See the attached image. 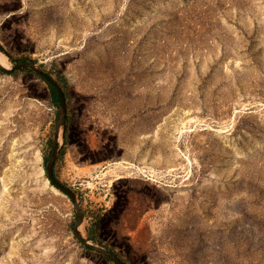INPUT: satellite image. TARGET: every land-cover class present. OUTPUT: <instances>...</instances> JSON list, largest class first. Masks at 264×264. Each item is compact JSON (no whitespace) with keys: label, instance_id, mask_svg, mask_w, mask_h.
Masks as SVG:
<instances>
[{"label":"rangeland","instance_id":"obj_1","mask_svg":"<svg viewBox=\"0 0 264 264\" xmlns=\"http://www.w3.org/2000/svg\"><path fill=\"white\" fill-rule=\"evenodd\" d=\"M0 52L62 86L83 238L125 264H264V0H0ZM10 68L0 264H117L48 180L60 106Z\"/></svg>","mask_w":264,"mask_h":264},{"label":"water","instance_id":"obj_2","mask_svg":"<svg viewBox=\"0 0 264 264\" xmlns=\"http://www.w3.org/2000/svg\"><path fill=\"white\" fill-rule=\"evenodd\" d=\"M24 67L31 69L34 73H36L37 75L44 78L49 84H51L57 90L59 97H60L59 119L57 122V127L55 129V134H54V138H53V148H52L51 156H50L48 163H47V166H46V172H47L48 180L52 183V185H54L60 192L65 194L73 203V206H74L76 214H77V220L75 222L74 229H73L74 235L84 245L88 246L89 248H91V249H93V250H95V251H97L103 255H106V256L112 258L117 264H125L120 258H118L111 251L106 250V249H104L98 245L93 244L92 242L86 240L85 238H83L80 235L78 228L82 222L83 213H82V210H81V208L78 204V201L76 199V195L68 187H66L64 184L60 183L55 178L54 173H53V166H54V163L56 161V158H57V155L59 152V141L63 135V128L66 127V115H65L66 105H65L64 94H63L60 86L55 81V79L52 78L51 76L47 75L42 70L38 69L35 66V63L33 61L23 59V61L20 64H16V65L12 66V68H10V70H13L16 68H24ZM0 68L2 70L9 71L7 68L3 67L1 64H0ZM59 129H61V137L60 138H59Z\"/></svg>","mask_w":264,"mask_h":264},{"label":"trees","instance_id":"obj_3","mask_svg":"<svg viewBox=\"0 0 264 264\" xmlns=\"http://www.w3.org/2000/svg\"><path fill=\"white\" fill-rule=\"evenodd\" d=\"M17 64V61L16 60H13V66L14 65H16ZM15 71H17V70H15V69H13L12 70V72H15ZM25 71H28V72H32V70L31 69H25ZM0 72H3V70H1V68H0ZM44 72V71H43ZM47 74V73H46ZM47 75H49V74H47ZM36 76H37V78H39L40 80H42V81H44L46 84H47V86H48V88H49V91H50V101H51V103H52V105L53 106H60V97H59V94H58V92H57V90L51 85V84H49L44 78H42L41 76H39V75H37L36 74ZM50 76V75H49ZM53 78V77H52ZM55 81L57 82V84L60 86V88H61V90H62V92H63V94H64V91H63V89H62V86L58 83V81L55 79ZM64 97H65V94H64ZM68 121H69V119H68V116H66V127H67V124H68ZM55 165H56V162L54 163V166H53V173H54V176H55V178L59 181V179L57 178V176H56V174H55ZM60 182V181H59ZM60 183H62V182H60ZM62 184H64V183H62ZM66 187H68L66 184H64ZM69 188V187H68ZM70 189V188H69ZM71 190V189H70ZM88 240H91L93 243H95V244H100V241L96 238V237H94L92 234H90L89 236H88V238H87ZM88 250H91V251H94L95 253H97V254H99V255H101L100 253H98V252H96L95 250H93V249H91V248H89L88 246H85ZM111 251V250H110ZM111 252H113V251H111Z\"/></svg>","mask_w":264,"mask_h":264},{"label":"bare ground","instance_id":"obj_4","mask_svg":"<svg viewBox=\"0 0 264 264\" xmlns=\"http://www.w3.org/2000/svg\"><path fill=\"white\" fill-rule=\"evenodd\" d=\"M0 64L5 68H10V65L7 62L6 56L1 52H0ZM59 138H60V129H59Z\"/></svg>","mask_w":264,"mask_h":264}]
</instances>
